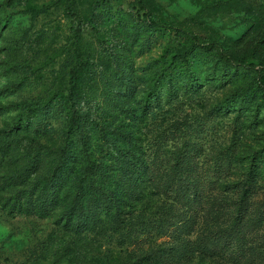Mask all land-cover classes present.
<instances>
[{"label": "rangeland", "instance_id": "obj_1", "mask_svg": "<svg viewBox=\"0 0 264 264\" xmlns=\"http://www.w3.org/2000/svg\"><path fill=\"white\" fill-rule=\"evenodd\" d=\"M262 202L264 0H0V264H264Z\"/></svg>", "mask_w": 264, "mask_h": 264}, {"label": "trees", "instance_id": "obj_2", "mask_svg": "<svg viewBox=\"0 0 264 264\" xmlns=\"http://www.w3.org/2000/svg\"><path fill=\"white\" fill-rule=\"evenodd\" d=\"M154 25H155L156 27H158V28H172V29H176L177 31H180V30H181V31H183V32H186L184 29H180L179 27H176V26L171 25V24L155 22ZM193 38L197 39L196 37H193ZM30 167H31V166L27 167V169H25V170H24L23 172H21L20 174L15 175L14 177H21V176H24V175L27 173V171L30 170ZM133 174H134V171H131V175H132V176H133ZM53 176H55V173H54ZM51 177H52V176H51ZM255 184H256V181H253L251 188H254ZM251 201H252V199L249 200L250 203L253 202V201H252V202H251ZM239 204H240V205H239V207H238V211H239V214L241 215V214L243 213V208H244L248 203H245L244 201L241 200V202H240ZM261 206H264V202H262V205H261ZM237 228H238V226L235 224V225H232L231 227H228L227 229H225L226 232H227V235H231V232L236 231Z\"/></svg>", "mask_w": 264, "mask_h": 264}]
</instances>
